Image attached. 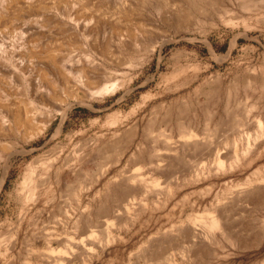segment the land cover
<instances>
[{"label":"rangeland","instance_id":"obj_1","mask_svg":"<svg viewBox=\"0 0 264 264\" xmlns=\"http://www.w3.org/2000/svg\"><path fill=\"white\" fill-rule=\"evenodd\" d=\"M45 1L41 9L22 3L14 19L0 22V47L18 54L20 44L31 41V37L38 34L43 35L41 39L51 43L50 46L54 42L69 41L74 47L69 51L64 45L61 51V55L68 54L70 58L66 68L72 70L78 63L84 65L86 55L91 54L100 83H114V87L100 95L79 93L82 102L71 104L62 120V130L56 136L62 116L56 110V102L50 101L46 103L48 110L41 107L35 114L37 121L48 113L55 114L44 134L34 140H24L11 133L0 136L2 155L15 151L8 158L7 172L0 186V264H167L164 260L157 263L152 259L150 253L160 251L165 256L172 255L178 264H222L224 261L264 264V240L258 246L253 241L264 229V200L253 203L240 196L249 188L247 184L251 180L262 176L256 171L264 168V95L259 96L262 91L264 94L261 84L264 79V0H164L162 4L163 0ZM71 18L76 19V24ZM0 69L1 102L11 107L24 98L27 81L33 83V80L13 73L12 67L7 70L0 66ZM61 77L57 79L56 89L49 91L61 100L72 102L67 93L74 87L73 81L68 77L69 81L64 82ZM215 78H219L220 83L215 82ZM215 83L220 85L221 91L216 105L211 103L209 96V88ZM234 83H238V94L229 100L226 91ZM206 106H211L209 115L202 112ZM167 113L172 116V122L180 117L185 123L197 126L193 138L198 145L195 149L186 148L185 141L176 132L166 135L168 130L163 121ZM130 129L132 134H129ZM160 138L164 139L163 144ZM128 140L131 141L127 143ZM93 145L98 149L105 145L108 151L116 149L109 151L111 161L114 158L110 162L114 186L109 194L101 177L100 166L105 160L99 156L84 166L81 178L70 177L67 188L59 193L54 203L24 201L28 181L33 178L36 184L41 183L57 164L64 160L74 162ZM197 151L200 156H196L199 155ZM140 152L144 161L137 163L136 156ZM181 152L185 156L180 155ZM207 157L209 160L205 159ZM218 160L223 165L235 162L236 168L216 169ZM190 167L193 168L190 170ZM28 168L33 171L31 174L27 173ZM2 172L0 168L1 178ZM119 178L126 182L123 184ZM261 182L257 180L252 184ZM218 208L227 211L229 220L232 219L229 221L232 234L237 237L234 245L219 237L213 240L217 247L212 240L209 244V241H202L198 237L203 228L190 222L192 219L203 221L205 215ZM91 234L94 237L90 242ZM238 240L245 241L242 247ZM193 243L212 249L211 254L204 257L194 253Z\"/></svg>","mask_w":264,"mask_h":264},{"label":"bare ground","instance_id":"obj_2","mask_svg":"<svg viewBox=\"0 0 264 264\" xmlns=\"http://www.w3.org/2000/svg\"><path fill=\"white\" fill-rule=\"evenodd\" d=\"M90 1V0H89ZM93 1V0H92ZM198 1V0H197ZM203 1V0H202ZM202 1H200V2H202ZM214 1V0H213ZM164 2V0L161 2V4ZM170 2H172V1H170ZM174 2H175V0H174ZM187 2H188V0H187ZM193 2V1H192ZM196 2V1H195ZM218 2V1H217ZM216 2V3H217ZM219 2H220V0H219ZM219 2H218V5H219ZM22 3H25L24 5L26 6V7H31V8H34V9H41V8H44L43 6H44V3H46V1L45 0H0V22L1 21H3V23L5 22H8L9 20H11V19H14V15H16V11L18 10V8H21V4ZM189 3H191V2H189ZM204 3V2H203ZM206 3V2H205ZM211 3V2H210ZM214 3V2H213ZM96 4V3H95ZM209 4V3H208ZM212 4H210V6H211ZM217 5V4H216ZM217 5V6H218ZM246 5V4H245ZM46 6V5H45ZM90 6H91V3H90ZM196 6V5H195ZM199 6V5H198ZM212 6H214V4L212 5ZM250 6V5H249ZM245 7H247V5L245 6ZM255 7V6H254ZM200 8V7H199ZM198 8V9H199ZM249 8V7H248ZM248 8H247V10H248ZM256 8V7H255ZM196 9H197V7H196ZM246 9V8H245ZM256 10V9H255ZM250 11V10H249ZM76 12V11H75ZM247 12V11H246ZM78 14V13H77ZM124 14V13H123ZM126 14V13H125ZM127 15V14H126ZM77 16V15H76ZM78 17V16H77ZM71 20H73L74 22H73V24H76V19L75 18H71ZM89 22H91V20L89 21ZM7 26V25H6ZM57 27V26H56ZM59 27V26H58ZM76 27V26H75ZM70 28V27H69ZM53 30V29H52ZM37 31H38V29H37ZM44 31V30H43ZM75 31V30H74ZM90 32H92V30L90 31ZM114 32H115V30H114ZM120 32V31H119ZM95 33V32H94ZM36 35V34H35ZM64 35H65V33H64ZM79 35V34H78ZM41 36H43V35H41V34H38L37 36H32L31 37V41H27L26 43H24V42H22L21 44H20V46L17 48L18 49V51L20 52V53H18V54H14L13 53V51H11V52H7V51H5L2 47H0V66L2 67H4L5 69H9L10 67H12V70H13V73H16V74H19L20 75V77H24V78H26V76H27V78L28 77H31V81L33 82V83H30L29 81H27V84H26V87H25V89H26V93L24 94V98L21 100V101H18V102H16V103H13V105L11 106V107H9V105L8 104H6V103H3V102H1V98L3 97V88H2V84H1V82H2V80H1V77H0V136H6L8 133H11V134H14V135H20L21 137H22V139H24V140H30V139H33L34 140V138H37V137H39V136H41L42 134H44V132H46V130L48 129V127H49V125L51 124V122H52V120H53V118H54V115H52V114H47L44 118H42V119H40V120H35V114H36V112L39 110V108H45L46 107V109H47V101H50V103L52 102V103H55L56 102V105L55 106H57V108H56V110L60 113V115L62 116V119H61V122H60V124H59V126L57 127V129H56V132H55V134H54V136H56V135H58V134H60V132H61V130H62V120H63V118L65 117V115L67 114V111L70 109V106H71V104H73V103H81L82 102V99L79 97V93H82V95L83 96H85V95H88V96H94V95H100V94H103L104 92H107V91H109V90H112L113 89V87H114V83H110V84H101L100 83V79L98 78V76L95 74V71H94V69H93V66H92V60H93V56L91 55V54H87L86 55V57H85V61H86V63L84 64V65H81V64H76L73 68H72V70L70 69H67L66 68V63H68L69 61H70V58H69V55L68 54H65L64 56L63 55H61V51H63V47H65L64 45H66V47L65 48H68L67 50H69L70 51V49H72L73 47H74V45H73V47L71 46L72 44L68 41V43H61V42H58V43H56V42H54V43H52V45L50 46V44L51 43H49V42H45V41H43L42 39H41ZM56 36V35H55ZM118 36H119V34H118ZM63 37V36H62ZM69 37V36H68ZM63 39V38H62ZM65 42H67V41H65ZM120 45H121V42H120ZM152 45V44H151ZM150 45V46H151ZM156 45V44H155ZM153 46H154V44H153ZM72 47V48H71ZM77 47V46H76ZM120 48V47H119ZM122 49V48H121ZM152 48H150V50H151ZM65 50V49H64ZM106 50V49H105ZM104 51V50H103ZM147 52H149V51H147ZM63 54V53H62ZM106 54V53H105ZM75 62V61H74ZM73 62V63H74ZM69 65V64H68ZM71 66V65H70ZM1 70V69H0ZM27 75H26V74ZM59 75H61L62 77L61 78H63L62 80H64V82H67V81H69L68 80V77H70L71 79H72V81H73V88H72V90H71V92H69V93H67V95H68V97L69 98H71V101L72 102H66L65 100H61V99H59V98H57L56 97V95H55V93H54V95L52 94V93H50V91L49 90H53L56 86H57V79H58V77H59ZM0 76H2V73H0ZM264 77V76H263ZM214 78V77H213ZM247 78V77H246ZM216 79V78H215ZM219 79V78H218ZM218 79H216L215 80V82L218 80ZM251 79V78H250ZM206 80V79H205ZM258 80V79H257ZM260 80V79H259ZM23 81V80H22ZM239 81V80H238ZM205 82V81H204ZM218 82V81H217ZM245 82V81H244ZM254 82H255V80H254ZM259 82V81H258ZM62 83H63V81H62ZM218 83H220V82H218ZM218 83H215V84H213V87H211V88H209L210 89V98H211V100L210 101H212L211 103H213L214 105H216L217 104V102H219L218 100H219V97L221 96V94H220V85L218 84ZM239 83H242V82H239ZM30 84H31V86H30ZM120 84V83H119ZM185 84V83H184ZM188 84V83H187ZM186 84V85H187ZM237 84L238 83H234V85L232 86V87H229L228 89H227V91H226V94H227V97H228V99L230 98L231 99V97L233 96V95H235V94H238L237 92V88H238V86H237ZM251 85L250 86H252V84L253 83H250ZM262 87H264V79L262 80ZM247 85H248V83H247ZM256 85V84H255ZM255 85H254V87H255ZM231 86V85H230ZM240 86V85H239ZM243 86H244V84H243ZM245 86H246V84H245ZM244 86V87H245ZM257 86V85H256ZM62 87V86H61ZM241 87V86H240ZM243 87V88H244ZM259 86H257V88H258ZM262 87H260V88H262ZM252 88V87H251ZM56 89V88H55ZM58 89H60V88H58ZM247 89H248V87H247ZM250 89V88H249ZM255 89V88H254ZM263 89V88H262ZM64 90H65V88H64ZM252 90H253V88H252ZM260 90V89H259ZM68 91V90H67ZM240 91V90H239ZM243 91V90H242ZM255 91V90H254ZM258 91V90H257ZM260 91H262V90H260ZM58 92V91H57ZM64 92V91H63ZM66 92V91H65ZM244 92V91H243ZM263 92V91H262ZM262 92H261V94L260 93H258V94H260L259 96H262V95H264V94H262ZM245 94V93H244ZM252 95V94H251ZM197 96V95H196ZM199 96V95H198ZM96 97V96H95ZM226 97V98H227ZM236 97V96H235ZM249 97H251V96H249ZM19 98V97H18ZM196 98V97H195ZM209 98V99H210ZM252 98V97H251ZM225 99V98H224ZM228 99H227V101H228ZM229 99V100H230ZM237 99V98H236ZM254 99H255V97H254ZM233 100V99H232ZM252 100H253V98H252ZM194 101V100H193ZM221 101V100H220ZM226 101V100H225ZM235 101V100H234ZM259 101V100H258ZM258 101H256V102H258ZM210 103V102H209ZM210 103V104H211ZM228 103V102H227ZM5 104V105H4ZM204 104V103H203ZM202 104V105H203ZM219 104V103H218ZM223 104V103H222ZM232 104V103H231ZM248 104H249V102H248ZM212 105V104H211ZM177 106V105H176ZM175 106V107H176ZM189 106V105H188ZM198 106V105H197ZM201 106V105H200ZM204 106H205V104H204ZM227 106V105H226ZM237 106V105H236ZM235 106V107H236ZM261 106V105H260ZM6 107V108H5ZM217 107V106H216ZM215 107V108H216ZM5 108V109H4ZM181 108V107H180ZM186 108V107H185ZM190 108V107H189ZM200 108V107H199ZM212 108H213V106H212ZM218 108V107H217ZM223 108V107H222ZM221 108V109H222ZM242 108V107H241ZM259 108V107H258ZM50 109V108H49ZM169 109V108H168ZM179 109V108H178ZM182 109V108H181ZM211 106H209V107H203V111H202V109H201V111L205 114V115H209V113L211 112ZM48 110V109H47ZM166 110V109H165ZM172 109H170V112H173V111H171ZM186 110V109H185ZM212 110H214V109H212ZM227 110V109H226ZM236 110V109H235ZM244 110V109H243ZM51 111V110H50ZM168 111V110H167ZM166 111V112H167ZM179 111V110H178ZM188 111V110H187ZM195 111V110H194ZM216 111V110H215ZM253 111V110H252ZM176 112V111H175ZM198 112V111H197ZM213 112V111H212ZM217 112V111H216ZM169 113V112H168ZM167 113V114H168ZM178 113V112H177ZM203 113L201 114L202 116H203ZM214 113V112H213ZM213 113L211 114V115H213ZM224 113V112H223ZM257 113V112H256ZM43 114V113H42ZM153 114H154V112H153ZM166 114V115H167ZM180 114H183V112H181ZM188 114V113H187ZM186 114V115H187ZM198 114H199V112H198ZM231 114H233V113H231ZM216 115V114H215ZM239 115V114H238ZM153 116V115H152ZM157 116V115H156ZM181 116V115H180ZM185 116V115H184ZM192 116V115H191ZM230 116V115H229ZM234 116H235V114H234ZM236 116H237V114H236ZM155 117V116H154ZM172 116L170 115V114H168L165 118V120L163 121L164 123H166V128H167V130H168V134H166V135H168V136H171V134L173 133V132H176L179 136H180V138L183 140V141H185L184 143L186 144V148L188 147V149H190L191 147L192 148H196L198 145H196V141L195 140H193V138H195L196 137V133H195V130H196V125L194 124V123H192V122H188V123H185V121H183V120H180L179 118L180 117H176L175 119H174V121L172 122V118H171ZM188 117H189V115H188ZM218 117V116H217ZM228 117V116H227ZM231 117H233V116H231ZM253 117V116H252ZM157 118V117H156ZM192 118V117H191ZM209 118H211V116L209 117ZM234 118V117H233ZM152 119V121H153V119L154 118H151ZM204 119H207V117L206 118H204ZM222 119V118H221ZM235 119V118H234ZM234 119H231L230 118V120H234ZM250 119V118H249ZM197 120H198V118H197ZM196 120V121H197ZM216 120V119H215ZM202 121V120H201ZM213 121V120H212ZM217 121V120H216ZM154 122V121H153ZM222 122V121H221ZM227 122H228V120H227ZM151 123V122H150ZM162 123V122H161ZM214 123V122H213ZM212 123V124H213ZM222 123H224V122H222ZM221 123V124H222ZM155 124V123H154ZM159 124V123H158ZM163 124V123H162ZM228 124V123H227ZM148 125H149V123H148ZM147 125V126H148ZM165 125V124H164ZM217 125H219V124H217ZM196 126V127H195ZM199 126V125H198ZM213 126V125H212ZM222 126V125H221ZM227 126V125H226ZM156 127H158V126H156ZM220 127V126H219ZM232 127V126H231ZM234 127V126H233ZM165 128V129H166ZM212 128V127H211ZM215 128H217V126L215 127ZM149 129V128H148ZM147 129V130H148ZM213 129H214V127H213ZM218 129V128H217ZM236 129V128H235ZM239 129V128H238ZM237 129V130H238ZM150 130H152V128L150 129ZM231 130V129H230ZM258 130V129H257ZM127 131V130H126ZM129 131H130V133H129ZM128 131V133L129 134H132L131 132V129ZM196 131H198V128H197V130ZM211 131H213V130H211ZM232 131H234L233 129H232ZM236 131V130H235ZM148 132V131H147ZM151 132V131H150ZM158 132V131H157ZM145 133V132H144ZM149 133V132H148ZM156 133V132H155ZM160 134H162L161 132H159ZM165 133V132H164ZM163 133V134H164ZM150 134V133H149ZM200 134V133H199ZM206 135H208L207 133H205ZM230 134H231V132H230ZM233 134V133H232ZM127 135V134H126ZM145 135V134H144ZM165 135V134H164ZM238 136H239V134H237ZM259 135V134H258ZM129 136V135H128ZM210 136V135H209ZM214 136V135H213ZM224 136V135H223ZM227 136H228V134H227ZM232 136V135H231ZM235 136V135H234ZM238 136H235V137H238ZM126 137V136H125ZM150 137V136H149ZM154 137H156V135L154 136ZM157 137H158V135H157ZM201 137V136H200ZM217 137V136H216ZM131 138V137H130ZM151 138V137H150ZM219 138H220V135H219ZM219 138H217L218 140H219ZM132 139V138H131ZM145 139H146V137H145ZM162 138H160V140H161ZM203 139V138H202ZM204 139H205V137H204ZM209 139V138H208ZM208 139H206L205 141H207ZM236 139V138H235ZM238 139V138H237ZM143 140V139H142ZM147 140V139H146ZM152 140H153V138H152ZM163 141H162V144L164 143V139H162ZM191 140H193V141H191ZM211 140H212V138H211ZM226 140V139H225ZM228 140V139H227ZM226 140V141H227ZM119 141H121V140H119ZM129 141H131V140H128L127 141V143H129ZM199 141V140H198ZM202 141V140H201ZM226 141H225V143H226ZM231 141V140H230ZM229 141V142H230ZM88 142V141H87ZM115 142V141H114ZM156 142V141H155ZM165 142H167V141H165ZM193 144H192V143ZM216 142V141H215ZM219 142V141H218ZM178 143V142H177ZM180 143H182V142H180ZM199 143H201V142H199ZM205 144H206V142H204ZM207 143H208V141H207ZM223 143V142H222ZM12 144V143H11ZM108 144H110V143H108ZM116 144V143H115ZM126 144V143H125ZM166 144V143H165ZM234 144V143H233ZM232 144V145H233ZM111 145H112V143H111ZM114 145V144H113ZM152 145V144H151ZM154 145V144H153ZM156 145V144H155ZM169 145V144H168ZM182 145V144H181ZM188 145V146H187ZM212 145V144H211ZM210 145V146H211ZM226 145V144H225ZM255 145V144H254ZM116 146V145H115ZM167 146V145H166ZM177 146H179V145H177ZM203 146H204V144H203ZM113 147V146H112ZM118 147V146H117ZM121 147V146H120ZM123 147H124V144H123ZM151 147V146H150ZM157 147V146H156ZM162 147H163V145H162ZM165 147V146H164ZM169 147H171V149H172V146H169ZM168 147V148H169ZM176 147V146H175ZM200 147H202V146H200ZM205 147V146H204ZM203 147V148H204ZM206 147H207V145H206ZM152 148V147H151ZM180 148V147H179ZM185 148V149H186ZM211 148V147H210ZM215 148V147H214ZM230 148V147H229ZM1 149H3V148H1ZM80 149V148H79ZM97 149V150H96ZM111 149V148H110ZM110 149H109V151H110ZM126 149H128V147L126 146ZM164 149H166V148H164ZM164 149H162L163 151H164ZM182 149V148H181ZM184 149V148H183ZM187 149V150H188ZM194 149H193V151H194ZM116 150V149H115ZM115 150L113 151V152H115ZM120 150H121V148H120ZM119 150V151H120ZM125 150V149H124ZM156 150V149H155ZM169 150H170V148H169ZM168 149H167V151H169ZM186 150V151H187ZM3 151H4V149H3ZM76 151H78V150H76ZM85 151V153H83L82 155H80L79 157H76V159H74L75 161L74 162H68L67 160H64L63 162H60V164L58 165L57 164V166H55V167H53L52 168V172H51V174H49V176H48V178L46 179V180H44V181H41V183L39 182V184L37 183H35V182H33L32 180H34L33 178H32V180H30V181H28L27 183V190H26V195H24L25 197H24V201L25 202H27V201H34V202H37V201H44L43 202V204H48V203H51V202H53V201H55L56 200V197L59 195V193H61L65 188H67V186H68V184H67V182L69 181V179H70V177H76V176H80V174H82L83 173V169L86 167L85 165L87 164V163H90V162H92V161H94V160H96L97 159V157H99V156H101L104 160H105V162L104 163H102L101 164V166L100 167H102V171H101V177H102V179H104V181H105V183L103 184V185H105V186H107V188H106V193H108L110 190H111V187H112V185L114 184V183H112L113 182V180H112V175H111V166H110V162H112V161H114V158H113V160L111 161V159H110V155H109V151H108V149H107V146H101L99 149L98 148H96L94 145H93V147H92V149L91 150H88L87 152H86V150H84ZM112 151H110V152H112ZM122 151V150H121ZM136 151H138V150H136ZM151 151H153V150H151ZM178 151V150H177ZM192 151V152H193ZM199 151H201V150H199ZM204 151V150H203ZM215 151V150H214ZM13 152H15V151H13ZM13 152L11 151V152H8V153H6V154H4V155H2L3 153H1L0 152V168L2 169V173H1V175H2V178L0 177V186L2 185V183H3V181H4V178H5V174H6V172H7V168H8V158L13 154ZM17 152V151H16ZM22 152V151H21ZM149 152V151H148ZM155 152H157V151H155ZM175 152H176V150H175ZM180 152V151H179ZM182 152H183V150H182ZM182 152L181 153H179L180 155L182 154ZM188 152V151H187ZM198 152V151H197ZM202 152V151H201ZM205 152V151H204ZM204 152H202V153H204ZM210 152H211V150H210ZM209 152V153H210ZM227 152V151H226ZM225 152V153H226ZM229 152V151H228ZM18 153V152H17ZM154 153V152H153ZM158 153V152H157ZM168 153V152H167ZM184 153V152H183ZM190 153H191V151H190ZM207 153V152H206ZM224 153V152H223ZM145 154L147 155V153L145 152ZM166 154V153H165ZM197 154H199V152L197 153ZM211 154V153H210ZM228 154V153H227ZM254 154H255V152H254ZM117 155V154H116ZM121 155V154H120ZM154 155V154H153ZM157 155V154H156ZM174 155V154H173ZM178 155V154H177ZM182 155H184V154H182ZM208 154H206L205 156H207ZM223 155V154H222ZM229 155V154H228ZM227 155V156H228ZM255 155H257V153L255 154ZM112 156H114V155H112ZM148 157L149 156H151V155H147ZM155 156V155H154ZM159 156V155H158ZM179 156V155H178ZM185 156V155H184ZM187 156H188V154H187ZM196 156H200V154L199 155H196ZM220 157H223V156H221V155H219ZM253 156V155H252ZM100 157V158H101ZM161 157V156H160ZM164 157V156H163ZM167 157V156H166ZM203 157V156H202ZM248 157H250V156H248ZM208 158V157H207ZM207 158H205L206 160H209V158L207 159ZM71 159V158H70ZM69 159V160H70ZM116 159V158H115ZM136 159H137V163H138V161H140V162H142V161H144V155H143V153L142 152H140V153H138V155L136 156ZM149 159V158H148ZM161 159V158H160ZM180 159H182V157H180ZM179 158H178V161L180 160ZM188 160H189V158H187ZM195 159V158H194ZM204 159V160H205ZM222 159V158H221ZM224 159V158H223ZM101 160V159H100ZM133 160H134V158H133ZM156 160V159H155ZM169 160V159H168ZM184 160V159H183ZM151 161V160H150ZM164 161V160H163ZM190 161V160H189ZM192 161V160H191ZM203 161V160H202ZM103 162V161H102ZM180 162V161H179ZM201 162V161H200ZM206 162V161H205ZM101 163V162H100ZM134 163H135V161H134ZM136 163V164H137ZM168 163V162H167ZM177 163V162H176ZM217 168L216 169H219V170H224V168L227 170V169H231L232 167L233 168H236L235 167V162H232V163H228L227 165H223V162H221L220 160H218L217 161ZM113 164V163H112ZM152 164V163H151ZM180 164V163H179ZM192 164H194L193 162H192ZM186 165H188L187 163H186ZM198 166V164L196 163L195 164V166ZM85 166V167H84ZM167 166V165H166ZM172 166V165H171ZM175 166V165H174ZM183 166V165H182ZM190 166V165H189ZM194 166V167H195ZM29 167V166H28ZM162 167H163V165H162ZM170 167V166H169ZM185 167V166H184ZM164 168V167H163ZM177 168V167H176ZM191 168H193V167H190V170H191ZM214 168V167H213ZM33 169H34V167H33ZM171 169V168H170ZM184 169V168H183ZM186 169V168H185ZM197 168H194V170H196ZM211 169V168H210ZM47 170V169H46ZM158 170H159V168H158ZM157 170V171H158ZM162 170V169H161ZM188 170H189V168H188ZM86 171V170H85ZM169 171V170H168ZM172 171H173V169H172ZM31 172H33V171H30V168H28L27 169V173L28 174H31ZM34 172H36V171H34ZM46 172H48V171H46ZM49 173V172H48ZM86 173V172H85ZM95 173V172H94ZM170 173V172H169ZM175 172H173V174H174ZM191 173V172H190ZM261 173H263V174H261ZM27 174V175H28ZM35 174V173H34ZM37 174V173H36ZM44 174H45V172H44ZM47 174V173H46ZM99 174H100V172H99ZM178 174V173H177ZM256 174H260V175H262V176H260V177H258V178H256L255 180H251L247 185H249V188L246 190V191H244V193H242V194H240V196H242L243 198H246V200H250V201H247V202H257L258 203V201L260 202V201H262V200H264V168H262V169H260V170H258V171H256ZM26 175V176H27ZM39 176H40V174H38ZM41 175H42V173H41ZM89 175V174H88ZM134 175V174H133ZM171 175V174H170ZM25 176V175H24ZM33 176V175H32ZM35 176V175H34ZM96 176H97V174H96ZM136 176V175H135ZM135 176H133V177H135ZM138 176V175H137ZM28 177V176H27ZM46 177V176H45ZM99 177H100V175H99ZM98 177V178H99ZM37 178V177H36ZM35 178V179H36ZM77 178V177H76ZM80 178H81V176H80ZM85 178V177H84ZM124 178V177H123ZM123 178L121 179V178H119V179H121L122 181V183L123 182H126L125 180H123ZM28 179V178H27ZM31 179V178H30ZM93 179V178H92ZM95 179V178H94ZM93 179V180H94ZM40 180H43V179H40ZM127 180H128V178H127ZM138 180V179H137ZM170 181H171V179H169ZM257 180H260V181H262L261 182V184H259V185H253L252 183L253 182H255V181H257ZM92 180H90V182H91ZM169 181V182H170ZM81 182V181H80ZM87 183V182H86ZM161 183V182H160ZM159 183V184H160ZM165 183V182H164ZM72 184V183H71ZM81 184V183H80ZM92 184V183H91ZM117 184H119V183H117ZM124 184V183H123ZM128 184V183H127ZM252 184V185H251ZM69 186H71V185H69ZM95 186V185H94ZM114 186V185H113ZM124 186V185H123ZM128 186H129V184H128ZM127 186V187H128ZM18 187V186H17ZM78 187V186H77ZM81 187V186H80ZM79 187V188H80ZM84 188H85V186H83ZM126 187V188H127ZM70 188V187H69ZM93 188V187H92ZM114 188V187H113ZM128 188H130V187H128ZM133 188V187H132ZM137 188V187H136ZM22 189V188H21ZM77 189V188H76ZM75 189V190H76ZM118 189H119V187H118ZM120 189H122V188H120ZM18 190V189H17ZM75 190H72V191H74V192H77L78 193V191H75ZM86 190H87V188H86ZM104 190V189H103ZM136 190V189H135ZM20 191V190H19ZM23 191V190H22ZM71 191V190H70ZM71 191V192H72ZM98 191H100V190H98ZM123 191V190H122ZM125 191H127L126 189H125ZM130 191V190H129ZM124 192V191H123ZM142 192V191H141ZM155 192H157V191H155ZM25 193V192H24ZM68 193V192H67ZM85 193V192H84ZM105 193V194H106ZM126 193V192H125ZM130 193V192H129ZM129 193H127V194H129ZM158 193V192H157ZM156 193V194H157ZM62 194V193H61ZM69 194H70V192H69ZM80 194V193H79ZM91 194V193H90ZM103 194V193H102ZM109 194V193H108ZM118 194V193H117ZM123 195H124V193H122ZM127 194H125V195H127ZM132 194H134V193H132ZM72 195V194H71ZM114 195H115V193H114ZM237 195V194H236ZM67 196H68V194H67ZM70 196V195H69ZM74 195H72L71 196V199H72V197H73ZM77 196V195H76ZM104 196V195H103ZM113 196V195H112ZM112 196H110L111 198H112ZM117 196V195H116ZM128 196H131V194L130 195H128ZM154 196V195H153ZM62 197H64V196H62ZM89 197V196H88ZM123 197V196H122ZM126 197V196H125ZM240 198L241 200L243 199V198ZM23 198V197H22ZM68 198V197H67ZM105 198V197H104ZM110 198V199H111ZM124 198V197H123ZM233 198V197H232ZM70 199V198H69ZM106 199V198H105ZM109 199V200H110ZM59 200V199H58ZM73 200H74V197H73ZM108 200V199H107ZM120 200H121V198H120ZM126 200V199H125ZM125 200L123 199V201L125 202ZM233 200H235V199H233ZM115 201V200H114ZM118 201H119V199H118ZM239 201V200H238ZM19 202H20V200H19ZM104 202V201H103ZM106 202V201H105ZM240 202V201H239ZM238 202V203H239ZM247 202H245L244 201V203H243V201H242V203L243 204H249V203H247ZM54 203V202H53ZM114 203V202H113ZM116 203V202H115ZM120 203H122V202H120ZM236 203H237V199H236ZM235 203V204H236ZM252 203V204H253ZM262 203V202H261ZM260 203V204H261ZM124 204V203H123ZM227 204V203H226ZM240 204V203H239ZM238 204V205H239ZM260 204H257L256 206H258V205H260ZM102 205V204H101ZM100 205V206H101ZM105 205H108V204H105ZM251 205V204H250ZM48 206V205H47ZM62 206V205H61ZM104 206V205H103ZM102 206V207H103ZM109 206V205H108ZM122 206V205H121ZM228 206V205H227ZM230 206V205H229ZM240 206V205H239ZM246 206V205H245ZM44 207V206H43ZM54 207V206H53ZM86 207V206H85ZM225 207H226V205H225ZM231 207V206H230ZM234 207H236V206H234ZM259 207V206H258ZM59 208H61L62 209V207H59ZM107 208V207H106ZM121 208V207H120ZM227 208V207H226ZM54 209H56V208H54ZM97 209V208H96ZM105 209V208H104ZM135 209V208H134ZM225 209V208H224ZM232 209V208H231ZM260 209V208H259ZM63 210V209H62ZM85 210H87V209H85ZM140 210V209H139ZM228 210H229V208H228ZM253 210V209H252ZM107 211V210H106ZM231 211H233V210H231ZM236 211V210H235ZM89 212H91V211H89ZM88 212V213H89ZM95 212V211H94ZM93 212V213H94ZM105 212V211H104ZM113 212V211H112ZM117 212V211H116ZM227 211H225V210H221L220 208H218V210H215V211H211L210 213H208V215H205V219L202 221V220H196V219H192L190 222L191 223H193L194 225H200L202 228H203V231H202V234H201V237H198V238H202V241H206V242H208V244L211 242V240L213 241V240H216L217 241V238L219 237L220 239H225L226 241H228V242H230L232 245H234V244H236V242H237V237L235 238V235L234 234H232L233 233V231H232V229L233 228H231V225H230V220L232 221V219H230L229 220V214H227L226 213ZM58 213V212H57ZM82 213V212H81ZM99 213H101V212H99ZM106 213V212H105ZM236 213V212H235ZM234 213V214H235ZM248 213V212H247ZM251 213V212H250ZM103 214V213H102ZM106 214H108V211H107V213ZM242 214V213H241ZM54 215V214H53ZM81 215V214H80ZM95 215H96V213H95ZM240 214H238V216H239ZM55 216V215H54ZM98 216V215H97ZM104 216V215H103ZM234 216V215H233ZM236 216V215H235ZM238 216H236V217H238ZM56 217V216H55ZM83 217H85V215L83 216ZM89 217V216H88ZM93 217H94V215H93ZM100 217H101V215H100ZM106 217V216H105ZM109 217V216H108ZM236 217H234V218H236ZM255 217V216H254ZM126 218V217H125ZM124 218V219H125ZM231 218V217H230ZM253 218V217H252ZM257 218V217H256ZM78 220H79V218H78ZM85 220V219H84ZM98 220H99V218H98ZM239 220H240V218H239ZM57 221V220H56ZM55 221V222H56ZM86 221V220H85ZM84 221V222H85ZM96 221V220H95ZM107 221V220H106ZM109 221H110V218H109ZM51 222H53V221H51ZM79 222H81V221H79ZM84 222H82V223H84ZM97 222V221H96ZM111 222H113V221H111ZM115 222V221H114ZM234 223H235V221H233ZM238 222V221H237ZM245 222V221H244ZM248 222H250V221H248ZM78 223V222H77ZM87 223H89V222H87ZM232 224V223H231ZM238 224V223H237ZM237 224H236V226H237ZM87 225V224H86ZM86 225H85V227H86ZM233 225V224H232ZM242 225V224H241ZM245 225V224H244ZM253 225V224H252ZM80 226V225H79ZM91 226V225H90ZM236 226H233V227H236ZM93 227V226H92ZM108 227V226H107ZM110 227V226H109ZM238 227H240V225H238ZM248 227H250V226H248ZM79 228V227H78ZM81 228V227H80ZM88 227H86V229H87ZM246 227H244V229H245ZM251 228V227H250ZM86 229L85 230H83V231H86ZM112 229V228H111ZM187 229V228H186ZM235 229V228H234ZM253 229V228H252ZM89 231V230H88ZM181 231V230H180ZM237 231V230H236ZM245 231V230H244ZM93 232H95V231H93ZM103 232V231H102ZM105 232V231H104ZM200 232V231H199ZM86 233V232H85ZM90 233H91V231H90ZM214 233H216V235L214 234ZM239 233V232H238ZM253 233V232H252ZM84 234V233H83ZM82 235V234H81ZM105 235V234H104ZM244 235V234H243ZM258 235V238H256V239H253V241L255 240V243L254 242H252V243H254V245H256V246H258L259 245V243L260 242H262L263 240H264V229H262V231H260L259 232V234H257ZM192 236V235H191ZM254 236H255V234H254ZM93 235L91 234L90 236H89V238H88V240L90 241V240H92L93 239ZM186 237V236H185ZM184 237V238H185ZM242 237H245V236H242ZM86 238V237H85ZM178 238V237H177ZM253 238V237H252ZM251 238V239H252ZM99 239V238H98ZM104 239V238H103ZM165 239V238H164ZM239 239V238H238ZM242 239V238H241ZM173 240H174V238H173ZM200 240V239H199ZM67 241V240H66ZM186 241V240H185ZM201 241V242H202ZM216 241H213L214 243H215V246H216V244H217V242ZM247 241V240H246ZM249 241H250V239H249ZM91 242V241H90ZM105 242V241H104ZM183 242V241H182ZM196 242V241H195ZM213 242H212V244H213ZM238 242H239V240H238ZM243 242V241H242ZM241 241L239 242V246L240 247H242V244H244V242L242 243ZM86 243V242H85ZM94 243V242H93ZM185 243H187V241L185 242ZM184 243V244H185ZM192 243V242H191ZM96 244H98V243H96ZM159 244V243H158ZM171 244H173V242L171 243ZM174 244H175V242H174ZM177 244V243H176ZM181 244V243H180ZM194 244V243H193ZM14 245V244H13ZM87 245H89V243L87 244ZM161 245V244H160ZM183 245V244H182ZM186 245V244H185ZM188 245V244H187ZM94 246V245H93ZM156 246V245H155ZM159 246V245H158ZM174 246V245H173ZM191 246V245H190ZM209 246V245H208ZM211 246V245H210ZM248 246V245H247ZM251 246V245H250ZM249 246V247H250ZM72 247V246H71ZM157 247V246H156ZM172 247V246H171ZM192 247H194L193 248V251H194V253H196V254H198V255H203L204 257H205V255L207 256L208 254H211V252H212V249H209V250H207L205 247H203L202 245H200V243H199V245H193ZM217 247V246H216ZM215 247V248H216ZM244 247V246H243ZM153 248H155L154 247V245H153ZM152 248V249H153ZM161 248V247H160ZM165 248V247H164ZM175 248V247H174ZM189 248V247H188ZM222 248V247H221ZM220 248V249H221ZM245 248H246V246H245ZM248 248V247H247ZM256 248V247H255ZM66 249V248H65ZM91 249V248H90ZM192 249V248H191ZM219 249V250H220ZM251 249V248H250ZM10 250V249H9ZM67 250V249H66ZM80 250V249H79ZM89 250V249H88ZM166 250V249H165ZM173 251H174V249H172ZM188 250V249H187ZM84 251V250H83ZM150 251V250H149ZM164 251V250H163ZM167 251V250H166ZM192 251V250H191ZM208 251H209V253H208ZM223 251V250H222ZM73 252V251H72ZM87 252V251H86ZM154 252V251H153ZM171 252V251H170ZM149 253V252H148ZM148 253H146L147 255H148ZM159 253H161V251L160 252H158V253H150L151 254V257H152V259L153 260H155V261H157V263L158 262H160L159 260H164V261H166L167 262V264H178L177 262H176V260H175V258L172 256V255H170V256H165V254L164 253H161V254H159ZM175 253V252H174ZM191 253H193V252H191ZM218 253V252H217ZM68 254V253H67ZM69 254H70V252H69ZM216 254V253H215ZM78 255V254H77ZM198 255H196V258H197V256ZM213 255V254H212ZM217 255V254H216ZM215 255V256H216ZM186 256H187V254H186ZM193 256V255H192ZM194 256H195V254H194ZM209 256V255H208ZM211 256V255H210ZM234 256V255H233ZM53 257H54V255H53ZM151 257H150V259H151ZM182 257V256H181ZM188 257H189V255H188ZM188 257H186V258H188ZM225 257H227V256H225ZM50 258H51V256H50ZM49 258V259H50ZM60 258V257H59ZM148 258V257H147ZM80 259V258H79ZM149 259V258H148ZM181 259H183V257L181 258ZM189 259V258H188ZM53 261V260H52ZM51 261V262H52ZM148 261V260H147ZM154 261V262H155ZM203 261V260H202ZM54 262V261H53ZM57 262V261H56ZM66 262V261H65ZM151 262H153L152 260H151ZM153 262V263H154ZM197 262V261H196ZM58 263V262H57ZM60 263V262H59ZM58 263V264H59ZM156 263V262H155ZM163 263V262H162ZM165 263V262H164ZM198 263V262H197ZM56 264V263H55ZM161 264V263H160ZM222 264H229L228 262H222Z\"/></svg>","mask_w":264,"mask_h":264}]
</instances>
